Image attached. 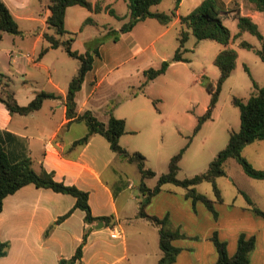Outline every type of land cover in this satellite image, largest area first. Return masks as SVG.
I'll list each match as a JSON object with an SVG mask.
<instances>
[{
    "label": "crops",
    "instance_id": "0c3cea01",
    "mask_svg": "<svg viewBox=\"0 0 264 264\" xmlns=\"http://www.w3.org/2000/svg\"><path fill=\"white\" fill-rule=\"evenodd\" d=\"M3 1L17 20L22 33L11 35L0 32V45L7 40L13 44L11 49L0 47L4 56V61L3 57H0V74L6 77L4 80L9 82L19 74L25 83L29 81L33 83L24 89L27 96L24 101H21L18 93H14L21 106L28 105L37 93L43 91L38 89L37 85H39L40 75L45 71L48 72L49 83L56 90L47 92H54L61 95L62 98L46 100L40 110L29 115L11 114L6 105L0 103V146L5 148L12 159L18 160L29 157L36 171H40L43 166L46 170L55 173L57 181L76 186L88 192L93 216H114V219L108 227L103 222V228H92L98 222L88 225L85 222V212L76 209L67 219L58 223L60 217L74 209L75 197L55 192L49 188H37L34 184L26 185L14 194L7 196L3 202V211L0 214V239L3 242H8L10 248L6 256L0 257V264H59L61 259H70L74 256L87 229L89 230V236L84 247L83 259L77 264H159V260L163 255L159 245V230L146 219L138 217L142 193L140 187L138 196L130 197L126 193L128 189H134L136 186L132 182H128L129 180L125 181L123 170L116 167L118 162L123 166L124 160L112 151L110 143L101 135H94L89 143L84 146L71 148L73 143L82 138L88 130L87 126L86 128L85 126H78L84 122L69 124L65 102L69 84L80 65L77 66L74 73L67 77L68 79L63 87L60 81L58 82L53 78L52 68L45 64L47 56L52 51L59 49L64 51L62 48H50L46 55L40 58L24 53L17 43L19 41L17 38L24 41L30 37L34 38L33 52L49 47L44 34L52 33L47 25V19L52 14L49 8L50 0ZM99 1L101 0L90 2L95 5ZM104 1L106 2L105 6L111 5L110 8L120 16L112 3H109L108 0ZM203 1L181 0L176 18L168 25H163L156 19H146L138 23L131 32L122 34H132L138 27H141L144 29L146 42L153 39L151 42L154 43V36H152L154 32L163 37L172 29L176 31L178 29V36L180 37L183 28L181 18L189 15ZM216 2L228 11L238 9L241 15L249 16L253 21L256 16L255 13L258 12L253 9L252 4L247 3L245 0H216ZM155 7L152 8L153 11L169 13L174 9L175 2H172L167 11H161L155 9ZM70 11L78 12L81 15L80 27L76 26L71 30L68 29ZM99 14L90 12L87 9L84 11L78 5L69 7L65 18L66 29L76 35L77 32L83 34L87 27L98 25L97 16ZM231 17L235 19L234 12H230L225 16L223 19L224 24L225 20ZM89 18H91V21L83 25ZM46 42L48 46L45 45ZM74 45L75 42L73 43V49L76 50ZM132 45L134 51L140 48L136 40L132 41ZM21 46L23 47V44ZM223 49H225V46L222 45L220 52ZM87 51L88 48L78 52L83 54ZM97 57H95L93 69L86 75L82 90L77 95L78 113L82 114L86 110H90L99 120L107 123L110 118V111L106 110L101 113L102 109L94 105L95 94L105 80V75L98 80L102 67L97 68ZM2 62L4 68L1 67ZM129 63L130 60L118 63L111 71L120 73L121 68L129 65ZM133 70L134 67H129L126 72ZM1 91L2 88H0V94ZM139 96L137 94L131 98L127 97L126 100L131 101L132 98L137 99ZM145 112L148 111H144L137 106L132 107L123 115L117 114L116 110L113 112L117 118L126 120L128 133L121 137L120 142L130 152L143 151L139 147H133L126 139L127 135L137 133L140 130V127L134 125L136 120L141 125L152 124L156 128L153 125L154 119L153 123L150 122L148 116L144 115ZM253 181L263 182L264 180L252 179L247 182L256 185ZM147 186L149 185L147 184ZM165 190H167L166 185L159 194L152 198L146 212L159 218L168 216L172 226L183 231L187 225H190L196 230L194 232L197 234L193 238L201 237L204 243L202 247L195 244L188 245L185 254L178 256L174 264L216 263L218 254L214 244L211 246V243H213L211 237L215 232L218 233L221 240L227 242L230 256L236 253L238 238L242 233L255 236L257 243L251 254L250 264H264L261 260H257L259 246L264 247V221L254 214L248 201L245 203L247 204L246 207L239 205L240 207L236 208L235 202H238V197L232 203L223 197L224 202L216 204L223 208L217 211L218 219H215L203 203L198 202L194 205L192 200L187 199L185 189H183V192H175L169 189V197L176 199V201L162 200L163 204H156L158 197H161L160 195ZM242 192L244 191L240 192L244 197V193H248L247 195L254 200L253 202L259 204L252 193ZM132 200L138 203L135 204ZM229 205L232 208H228ZM234 209L239 211L236 212ZM227 217H229L230 224H220L222 219L225 221ZM245 220L248 221V224L242 222ZM198 225H202V227ZM51 226L53 228L50 234L46 236V231ZM114 231L120 232L122 237L119 239L112 238L111 234Z\"/></svg>",
    "mask_w": 264,
    "mask_h": 264
},
{
    "label": "rangeland",
    "instance_id": "374dc122",
    "mask_svg": "<svg viewBox=\"0 0 264 264\" xmlns=\"http://www.w3.org/2000/svg\"><path fill=\"white\" fill-rule=\"evenodd\" d=\"M108 1L112 3L122 19L110 15L107 8L111 5L105 6L104 0L99 1L105 10L97 16L98 25L87 27L83 34L77 32L74 47L78 51H84L87 48L90 51L99 49L101 53L97 57L96 63L97 68L102 67L98 80L103 75H105V80L95 94L94 101V105L102 109L101 113L106 110L113 112L116 110L117 114L123 115L132 107L137 106L148 111L144 115L148 116L150 122L153 123L154 119L153 125L156 128L152 124L141 125L136 120L134 125L140 127V130L137 133L127 135L126 139L133 147H139L143 150L139 152L146 157L147 167L160 175L168 171L170 159L180 152L187 144L188 138L194 135L199 117L206 112L209 106L211 94L207 90V84L210 82L216 84L220 77V70L214 64V60L222 45L211 40L198 41L195 36L191 35L186 43L187 51L184 54L188 62L172 64L165 74L151 82L144 91H141L140 86L145 79L144 70L150 67L159 68L163 61L171 60L175 55L179 47L178 29L177 31L172 29L163 37L154 32L152 34L154 43L151 42L153 39L149 42L145 41L144 29L141 27H138L132 34L123 35L120 32L121 27L130 19L128 3L126 0ZM172 2L165 0L155 9L167 11ZM81 8L86 11L84 7ZM255 14L254 22L258 24L261 33L264 35V13L256 12ZM237 23V20L232 17L225 20V25L233 35L229 46L238 53L237 66L223 84L213 118L206 121L198 134L192 137V142L180 163L181 169L178 175L180 179L191 178L206 172L214 157L227 146L231 132L240 129V109L233 105V97L242 100L250 98L255 91L253 79L259 85H264V60L256 52V50L264 49V42H261L251 33H243L236 38L235 36L239 33ZM80 24L81 15L78 12L70 11L68 29L80 27ZM17 40H19L17 43L24 53L39 57L42 48L38 52L32 51L34 38L28 37L24 41L17 38ZM133 40H136L140 45L137 51L133 50ZM242 41L249 42L254 46V49L241 48L239 43ZM45 45L48 46V43L46 42ZM0 47L11 49L13 44L7 40ZM0 57H3L4 61L1 50ZM128 60H130L129 65L122 67L120 73L111 71L118 63ZM45 64L52 68L53 78L58 82L60 81L64 87L67 77L74 73L80 62L59 49L52 51L47 56ZM1 67H5L3 62ZM129 67H134V70L127 73L126 69ZM40 77L38 89L56 91L48 81L47 71L43 72ZM9 83L11 91L18 93L21 101L27 97L24 91L26 86L29 87L33 84L30 81L25 83L19 74ZM0 88H2L1 85ZM137 94L140 95L137 99L126 100L127 97L131 98ZM80 124L78 126H85L86 128L84 123ZM243 154L254 166L256 165V168L264 170V141H257L248 145ZM116 167L123 170L125 181L129 180L128 182H132L136 186L134 189H128L126 193L130 197L138 196L143 179L137 166L124 161L123 166L118 162ZM226 171L227 175L218 178L216 181L223 197L230 203L238 197V202H235L237 208L240 207L239 205H247L245 204L246 198L240 193L247 191L252 193L254 199L259 203L256 205L264 210V181H253L256 185L249 184L247 181L253 178L251 179L234 159L228 161ZM145 182L153 187L156 185L157 178H151ZM166 189L160 195L161 197H158L156 204H163L162 200L176 201V199L169 197V189L175 192H183V188L171 184L166 185ZM197 190L211 199H215L211 183L204 182L197 186ZM132 201L135 204L138 203L135 200ZM160 201L161 203H159ZM215 207L217 211L223 208L220 205ZM227 207L232 208L231 205ZM234 210L237 212L238 209ZM259 218L264 221V218ZM246 220L242 222L248 224ZM226 223L230 224L229 217L220 222L222 225ZM198 226L202 227V225ZM194 231H196L194 228L187 225L183 231L187 238L174 244L181 249L178 256L185 254L188 245L195 244L199 247L204 245L201 237L193 238L197 235ZM257 260L264 262V247L262 245L258 248Z\"/></svg>",
    "mask_w": 264,
    "mask_h": 264
},
{
    "label": "trees",
    "instance_id": "16d2710c",
    "mask_svg": "<svg viewBox=\"0 0 264 264\" xmlns=\"http://www.w3.org/2000/svg\"><path fill=\"white\" fill-rule=\"evenodd\" d=\"M126 1L129 7L130 19L121 27V33L131 32L138 23L146 19H156L161 24L168 25L176 18L177 10L181 3V0H172L175 2V7L171 12L166 13L152 10L153 7L161 4L165 0ZM245 1L252 4L254 10L264 13V0ZM77 5L95 13H101L105 10L100 5V2L93 5L89 0H50L49 8L52 14L47 19V25L52 30V33L44 34V38L49 43V47L43 48L39 55L42 58L50 48H62L71 58L77 59L80 62L78 71L69 84L65 102L69 124L73 122H84L88 130L82 138L73 143L71 148L74 149L79 146H84L89 143L94 135H101L107 139L112 151L121 159L137 165L143 179L140 185L142 199L139 204L138 217L146 219L159 230V245L163 253L159 264H174L181 252V249L176 247L174 242L187 238V235L180 228H174L168 216L159 218L151 216L146 212V208L152 198L159 194L165 185L171 184L185 189L187 199L192 200L194 205L198 202L203 203L213 217L218 219V212L215 206L218 203H223L224 198L216 181L218 178L227 175L226 167L230 159H234L251 178L264 180V170L257 169L243 154L248 145L257 141H264V85H259L254 79L253 87L255 91L250 98L242 100L238 97H233L232 99L233 105L240 109L241 127L238 131L231 132L227 146L214 157L206 172L191 178L180 179L178 177L181 169L180 163L185 151L192 142V137L198 134L206 121L213 118L223 84L237 66L238 53L235 49L228 47L233 39V35L231 30L224 24L223 19L228 13L234 12L239 29L237 38L247 32L256 36L261 42H264V35L261 33L258 24L251 17L241 15L240 11L236 8L228 11L220 7L216 0H204L189 15L181 18L183 28L179 37V47L175 55L171 60L163 61L159 68L150 67L144 70L145 79L140 86L141 91H144L151 82L165 74L173 63L188 62L184 54L187 51L186 43L191 35L195 36L198 41H215L225 46V49L214 60V64L220 70V77L216 84L211 82L207 84V90L211 94V100L206 112L199 117L194 135L189 137L187 144L170 159L168 171L158 175L147 167V159L143 154L140 152H130L121 145V137L128 133L125 119L117 118L113 114V111H110L109 121L105 123L99 120L90 110H86L82 114L78 113L77 95L82 90L87 73L93 69L95 57L99 56L100 53L99 49L94 51L88 50L83 54L73 49L76 34L66 29L65 18L67 9ZM107 9L110 15L117 19H122L113 9L110 7ZM90 21L91 18L87 19L83 25L88 24ZM0 32L11 35H20L22 33L17 20L3 0H0ZM239 45L241 48L254 49V46L247 41H242ZM256 52L264 60V49L256 50ZM246 70L249 71L248 68ZM4 79L6 77L0 74V85L2 86L0 103L5 104L11 114L29 115L40 110L46 100L62 98L61 95L54 92L41 91L36 94L35 98L28 105L21 106L16 100L14 92L10 89L9 81H5ZM151 178H157V183L153 188L147 186L145 182V180ZM204 182L212 184L215 199H211L197 190L196 187ZM29 184H34L37 188H49L55 192L75 197L76 204L74 209L60 217L58 223L67 219L76 209L85 212V222L88 225L103 221L106 227H108L114 219V216H93L89 204L88 192L76 186L57 181L55 179V173L46 170L43 166L40 171H36L29 157H23L18 160L12 159L5 148L0 146V214L3 211L4 199ZM244 195L254 214L264 218V210L256 206L247 194L244 193ZM52 228L53 226L49 227L46 231V236L50 234ZM88 236L89 230L87 229L83 236V241L78 246L74 256L70 259H61L59 264H77L81 262ZM211 241L218 254V259L214 264H250L251 254L255 250L257 243L255 236H248L242 233L238 238L236 253L230 256L227 249V242L221 240L217 232L213 234ZM9 248L10 244L0 239V257L6 256Z\"/></svg>",
    "mask_w": 264,
    "mask_h": 264
},
{
    "label": "built area",
    "instance_id": "2783aa9c",
    "mask_svg": "<svg viewBox=\"0 0 264 264\" xmlns=\"http://www.w3.org/2000/svg\"><path fill=\"white\" fill-rule=\"evenodd\" d=\"M111 237L114 238V239H119V238L122 237V235H121L120 232L114 231V232H112Z\"/></svg>",
    "mask_w": 264,
    "mask_h": 264
},
{
    "label": "water",
    "instance_id": "95a60500",
    "mask_svg": "<svg viewBox=\"0 0 264 264\" xmlns=\"http://www.w3.org/2000/svg\"><path fill=\"white\" fill-rule=\"evenodd\" d=\"M104 227L103 221H99L96 225H94L92 228L101 229Z\"/></svg>",
    "mask_w": 264,
    "mask_h": 264
}]
</instances>
